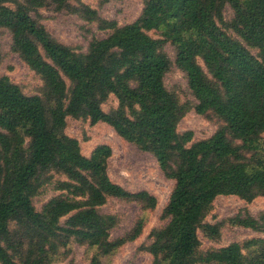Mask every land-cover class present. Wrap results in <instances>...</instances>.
<instances>
[{
  "label": "trees",
  "instance_id": "obj_1",
  "mask_svg": "<svg viewBox=\"0 0 264 264\" xmlns=\"http://www.w3.org/2000/svg\"><path fill=\"white\" fill-rule=\"evenodd\" d=\"M142 2L135 20L118 25L83 0H0V28L10 31L12 51L42 81L28 95L0 76V264L56 263L73 244L92 250L89 264H106L103 258L141 234L145 219L112 239L118 217L100 208L109 198L145 210L157 204L147 190L130 191L111 179L110 145L84 154L66 132L68 117L106 123L151 153L174 180L162 211L168 221L143 246L151 264H264V236L202 250L198 235L220 238L222 223L206 221L216 197H264V0ZM42 8L109 33L77 51L46 29ZM2 57L0 50V63ZM173 65L185 74L194 103L167 89ZM111 96L117 104L105 110ZM191 109L223 124L193 141V130H179ZM48 191L53 195L37 209L34 198ZM227 222L264 233V212L237 213Z\"/></svg>",
  "mask_w": 264,
  "mask_h": 264
},
{
  "label": "rangeland",
  "instance_id": "obj_2",
  "mask_svg": "<svg viewBox=\"0 0 264 264\" xmlns=\"http://www.w3.org/2000/svg\"><path fill=\"white\" fill-rule=\"evenodd\" d=\"M83 1L98 10L102 17L116 20L118 25H124L135 20L143 7L142 0ZM39 12L41 22L46 29L58 41L74 47L77 51H86L93 38H102L109 33V31L99 30L96 23L86 22L73 14L58 13L49 8H42ZM224 16L227 20L232 18L233 11L229 6H226ZM151 34L157 36L152 32ZM11 44L10 31L6 28H0V50L3 55L0 63V76L7 75L20 86L25 94L38 93L42 81L12 51ZM165 49L170 58L174 59L173 47L167 43ZM164 82L167 89L174 91L179 96L181 102L194 103L196 101L187 86L185 74L176 66L173 65L166 73ZM116 104L117 100L111 96L103 104V108L109 110ZM222 124L223 122L211 113L202 115L191 109L179 123V130H193V141H196L209 137ZM66 132L79 140L82 152L86 155L97 144L106 143L110 145L112 155L108 162V173L111 179L130 191L147 190L156 197L157 204L153 209L145 210L140 203L118 198H109L100 208L101 212L115 214L118 217V224L111 230L112 239L129 232L138 219H145L141 234L135 240L125 243L115 254L103 258V261L106 264H151L152 256L143 250V246H147L151 242L149 236L151 230L162 227L168 221V219L163 218L162 211L169 199L174 180L164 176L151 153L142 151L134 144L125 141L106 123L98 122L91 125L89 121L68 117ZM52 195L53 192L48 191L35 197V207L40 209L41 205ZM261 212H264V197L259 196L251 202L234 195L216 197L206 216V221L222 223L220 238L209 240L199 231L201 249L220 247L249 237L264 236V233L233 226L227 222V218L237 213H248L257 217ZM92 253V250L87 246L73 244L70 254L64 260L52 264H89Z\"/></svg>",
  "mask_w": 264,
  "mask_h": 264
}]
</instances>
